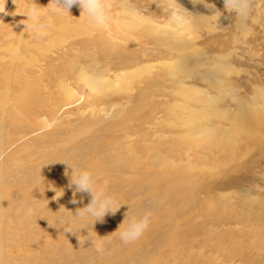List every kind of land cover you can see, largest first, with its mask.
<instances>
[{
  "label": "rangeland",
  "instance_id": "1",
  "mask_svg": "<svg viewBox=\"0 0 264 264\" xmlns=\"http://www.w3.org/2000/svg\"><path fill=\"white\" fill-rule=\"evenodd\" d=\"M19 2L0 24V264H264V0L244 23L223 0H109L107 28L77 19L56 35L63 43L43 37L35 47L39 34L20 23L29 0ZM54 8L45 19H60ZM77 21L91 34L74 35ZM15 47L29 58L15 59ZM96 76L107 80L96 85ZM213 137L218 147L197 144ZM130 156L127 168L107 166ZM69 165L91 171L122 205L81 230L73 221V233L48 223L90 202L77 193L71 203ZM165 168L202 186L200 205L182 201L185 212L172 210L157 230L155 206H143L162 191L134 173ZM141 207L150 227L124 244L116 231Z\"/></svg>",
  "mask_w": 264,
  "mask_h": 264
},
{
  "label": "clouds",
  "instance_id": "2",
  "mask_svg": "<svg viewBox=\"0 0 264 264\" xmlns=\"http://www.w3.org/2000/svg\"><path fill=\"white\" fill-rule=\"evenodd\" d=\"M13 2L16 3V0H13ZM223 3L226 11L234 13L235 17L241 23L248 20L253 7V0H223ZM53 4H55L54 11L61 14H70V10L73 6H79L82 10L81 17L86 16L88 22L93 27H108V11L110 9L109 0H51V3L47 7H50ZM5 5L6 2L4 4V9L0 10V12L5 11ZM47 7L39 6L36 3V0H29V6L26 12L22 13L27 19L20 21V23L26 25L25 29H31L41 36L47 35L48 29L51 27L50 19L44 18V9ZM206 7H208V4H206ZM210 9H213L212 16L219 12L218 10H215V5ZM177 19H180V17H177ZM69 166L72 171L68 172L66 170L65 176L69 179L68 187L73 189V199L71 203H79L75 198L77 193L88 194L91 197L90 202L85 207L77 209L75 214L71 212L72 214L66 218L58 217L55 223L47 221L50 226L56 227L57 224H60L63 225L62 228L64 229V232L73 233V221L77 222L81 230L97 221L102 222L104 217L109 213L114 215L122 205L119 203L116 195L110 193L106 186H99L100 181L98 177H96L91 171L87 170L82 165ZM63 195V190L62 192L56 191V196L53 199L58 200ZM131 207L132 206L130 205V209ZM61 208L64 207L61 206ZM125 215L126 218L124 222L116 232H119V237L124 244H129L141 238L149 229L151 224V214L148 212L140 214L138 211L130 212L129 210ZM91 221H94V223H91ZM78 239L80 245L85 243L79 235ZM91 241L92 246L95 247L97 252L103 251L102 242L97 243V241L93 239H91Z\"/></svg>",
  "mask_w": 264,
  "mask_h": 264
},
{
  "label": "bare ground",
  "instance_id": "3",
  "mask_svg": "<svg viewBox=\"0 0 264 264\" xmlns=\"http://www.w3.org/2000/svg\"><path fill=\"white\" fill-rule=\"evenodd\" d=\"M20 0H16V3H14L13 2V0H0V2H1V4H2V10L4 9V4H5V2H6V5H5V11L4 12H0V24H2V22L3 21H5L6 19V15L9 13V11L14 7V6H18V4H20V2H19ZM47 1H49V0H47ZM110 1H113V0H110ZM125 1V0H124ZM121 3L123 2V1H120ZM113 4V2H110V5H112ZM27 5H29V4H27ZM125 5V4H124ZM127 6V5H126ZM50 8V7H49ZM46 10H47V8H45L44 9V11L46 12ZM54 9H52L51 11H53ZM10 14V13H9ZM53 14V13H52ZM51 14V15H52ZM56 14V13H55ZM61 14V13H60ZM81 14H82V10L80 9V7L79 6H73L72 8H71V10H70V14H68V13H63V14H61V17H60V19H54V17L53 16H51V15H49L48 16V19H50V21H51V27L48 29V32H47V35H44V36H41V35H36L35 36V38L33 37V40H35V42H31V43H29L28 41L30 40V38L31 37H29V39H25V36L24 35H21L22 36V38L26 41V44L27 43H29V45H31L32 47H35L36 45H37V42L36 41H41V40H43V37H47L48 39H55V41H57L59 44L60 43H63V42H61V41H59V40H57V34L60 32H64V29L66 28V26L69 24V23H75V21L78 19V20H86L87 22H88V20H87V18H86V16L85 17H81ZM54 15V14H53ZM10 17V16H9ZM57 17V16H56ZM5 19V20H4ZM78 22V21H77ZM79 23V22H78ZM82 23H84V22H82ZM81 23V24H82ZM81 24L79 23L78 25V29H79V32L78 33H76V34H74V35H77V34H91V32L93 31L92 29H87L84 25H83V28H81L82 26H81ZM22 25V24H21ZM25 26L26 25H24L23 27L25 28ZM71 27H73L72 25H70ZM75 27V26H74ZM73 27V29H75ZM23 28V29H24ZM81 28V29H80ZM22 29V28H21ZM28 30V29H27ZM23 31V30H22ZM25 31H26V29H25ZM66 32H68V31H66ZM73 32V31H72ZM26 33V32H25ZM31 33V32H30ZM34 33H36V32H34ZM69 33V32H68ZM33 34V33H32ZM64 34V33H63ZM65 35H66V33H65ZM55 36V37H54ZM63 36V35H62ZM71 36H73V34H71L69 37H71ZM7 37V36H6ZM9 37V36H8ZM68 37V36H67ZM22 40V39H21ZM19 41V40H18ZM20 42V41H19ZM21 43V42H20ZM66 45L67 44H65L64 46H63V49H65V47H66ZM179 45V44H178ZM12 46V45H11ZM18 46V45H17ZM20 46V45H19ZM62 47V46H61ZM13 49V48H12ZM14 58L16 59V58H18V59H23V58H29L26 54H24V52H22V50H21V48L20 47H15L14 48ZM64 52H65V50H64ZM185 54V53H184ZM183 54V55H184ZM187 54V53H186ZM186 54H185V56H186ZM189 55H190V53H189ZM1 57V56H0ZM4 57V56H3ZM179 57V56H178ZM5 58V57H4ZM30 58L31 59H33V60H36L37 58L35 57V55L34 54H32L31 56H30ZM183 58V57H182ZM1 60V59H0ZM4 61H6V60H4ZM1 62H3V61H1ZM7 62L8 61H6V62H4L5 64H7ZM182 64V63H181ZM180 65V64H179ZM182 68V66L179 68V70L177 71V72H174L172 75V79H174V80H177V77H176V74L177 73H179V72H181V71H183V73H185V72H187V71H185L184 72V69H182V70H180ZM204 76V75H203ZM132 77V76H131ZM205 78H207L208 79V77H206V76H204ZM91 78V77H90ZM135 79V78H134ZM93 83H95L96 85H99V86H102V84L104 83V82H106V80H107V77H103V76H96V77H94L93 78ZM109 80V79H108ZM180 80V79H179ZM178 80V81H179ZM92 81V80H91ZM152 81V80H151ZM122 106V105H121ZM122 108L123 107H121L120 108V110H122ZM119 113V112H118ZM117 113V114H118ZM3 117V121H1L0 122V132L3 134L2 135V143H5V141H6V139H5V136H4V134L6 133V128L8 127V124L5 122V116L3 115L2 116ZM117 117V116H116ZM114 122V121H113ZM133 125V124H132ZM140 125V124H139ZM140 126H138V128H139ZM197 127V126H196ZM16 128H18V126H16ZM137 127H135V128H133V130L134 131H136V133L138 132L137 131V129H136ZM140 129H141V127H140ZM139 129V130H140ZM195 131V130H194ZM191 132V131H190ZM182 133V132H181ZM118 135H120V134H118ZM128 135V134H127ZM124 136V135H123ZM129 136V135H128ZM130 137V136H129ZM124 138V137H123ZM225 139H226V137H225ZM222 140H220V139H214V137L213 138H208V139H205V141H203L202 139L201 140H199L198 141V143L197 144H200L201 146H205V145H203V143H207V144H210V146L212 145V144H214V143H216L215 145L217 146L218 145V143H220ZM228 143V142H227ZM132 144V143H131ZM119 145H121L120 143H119ZM118 145V146H119ZM190 145V144H189ZM225 145V144H224ZM122 146V145H121ZM124 146H126V145H124ZM168 146V145H167ZM170 146V145H169ZM226 146V145H225ZM230 146V145H229ZM235 146V145H234ZM127 147V146H126ZM125 147V148H126ZM218 147V146H217ZM220 147V146H219ZM120 148V147H119ZM124 148V149H125ZM151 148V147H150ZM222 148H228V146L227 147H222ZM117 149V148H116ZM231 149V148H230ZM224 151H228V149H225ZM103 152V151H102ZM117 153V150H111V152L109 151V153H108V156H111L112 154H116ZM119 153H120V151H119ZM106 155V154H105ZM142 155V154H141ZM117 156V155H116ZM128 156V155H127ZM157 156V155H156ZM131 157V156H130ZM127 157V158H125V157H118V158H114L112 161H110L109 163H107V166H110L111 168L113 167V168H117V167H121V164H123L127 159H129V161L130 160H133V158L131 157ZM146 157H148L147 155H146ZM153 157H151V159H152ZM167 158V157H166ZM150 159V158H149ZM145 160V159H144ZM156 160V162H154V164L155 163H157V158L155 159ZM134 161V160H133ZM143 161V160H142ZM147 161V160H146ZM148 162V161H147ZM6 164H8V165H11V164H13V163H10V162H8V163H6ZM148 164V163H147ZM158 164V163H157ZM106 165V164H105ZM125 165H126V163H125ZM127 165H129V164H127ZM78 166V165H77ZM123 166H124V164H123ZM123 166H122V168H123ZM129 167V166H128ZM112 168V169H113ZM121 168V169H122ZM124 168H127V167H125L124 166ZM114 170V169H113ZM117 169H115V171H116ZM118 172V171H117ZM119 173V172H118ZM122 173V172H121ZM127 174V173H126ZM135 174V176H136V178L137 179H139V180H141V181H143L144 183H152V184H156L155 186H157L156 188H159V189H161V191L162 192H159L160 194H158V195H156L155 196V199H152V200H150V202L148 201V203L146 204H144V206L143 207H152V206H155V207H153L152 209H154L153 210V213H155V214H157V221L155 222V224H154V227H156V229L158 230V229H160V228H162L163 226H165V225H167V223L166 224H164V222L166 221V220H168V218L172 215V214H170V212L172 211V210H174L176 213L175 214H177L176 216L177 217H180V214H179V212H182V213H184L185 212V210H183L184 209V207H180V208H178V205H179V203H181L182 201H187L188 203H190L191 205V207H197V205H200V203H199V201H197V199H196V197H197V194L196 193H198V191L200 190V188L202 187L199 183H197L196 184V189H191V187H189V184L190 183H193L194 182V180L195 179H193L192 177H190V176H187L186 175V173H184V171L183 170H181V169H178V170H176V169H172V168H165V169H162V170H159V171H156V172H149V171H140V170H137V172L136 173H134ZM20 175V174H19ZM116 175V174H115ZM134 176V177H135ZM117 179H123V177L122 176H120L119 174H117ZM142 182V183H143ZM120 183V182H119ZM189 183V184H188ZM148 186V185H147ZM152 186V185H151ZM150 188V187H149ZM137 190V189H136ZM140 189H138V191H139ZM146 190V189H145ZM135 193H136V191H135ZM138 193V192H137ZM155 193V192H154ZM157 199H160L161 201H162V203L163 204H161V205H158L157 203H156V200ZM143 207H141L139 210H138V212L140 211V210H142V208ZM187 209H188V207H186ZM192 210V209H191ZM137 212V211H136ZM187 213H189V212H187ZM153 215V214H152ZM155 219V218H154ZM172 219V218H171ZM170 220V219H169ZM120 221V220H119ZM176 224V223H175ZM169 225V224H168ZM153 227V226H152ZM153 227V228H154ZM164 228V227H163ZM3 239V238H2ZM0 246H1V239H0ZM116 247V246H115ZM4 247H2V249H3ZM113 248V247H112ZM110 249V248H109ZM117 249V248H116ZM120 251V250H119ZM150 251V250H149ZM3 252V251H2ZM151 252V251H150ZM0 253H1V251H0ZM146 253H148V252H146ZM2 258V257H1ZM129 259V258H128ZM127 259V260H128ZM132 262V263H131ZM130 263L131 264H137V261L136 260H133V261H131ZM129 264V263H128Z\"/></svg>",
  "mask_w": 264,
  "mask_h": 264
}]
</instances>
